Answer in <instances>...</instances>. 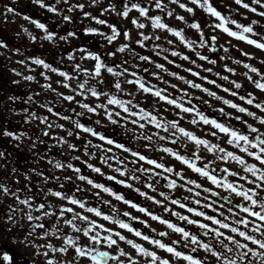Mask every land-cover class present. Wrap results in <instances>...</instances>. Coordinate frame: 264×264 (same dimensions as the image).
<instances>
[{
    "label": "snow or ice",
    "instance_id": "6c2138e0",
    "mask_svg": "<svg viewBox=\"0 0 264 264\" xmlns=\"http://www.w3.org/2000/svg\"><path fill=\"white\" fill-rule=\"evenodd\" d=\"M31 3L55 29L12 0L0 16L57 51L0 39L27 88H0V118L21 122L0 126V233L29 264H264V56L232 43L264 54V0Z\"/></svg>",
    "mask_w": 264,
    "mask_h": 264
},
{
    "label": "rangeland",
    "instance_id": "374dc122",
    "mask_svg": "<svg viewBox=\"0 0 264 264\" xmlns=\"http://www.w3.org/2000/svg\"><path fill=\"white\" fill-rule=\"evenodd\" d=\"M9 0H0V12H3V5L5 3H8ZM12 2L15 4V6L18 8V10L23 11L28 13L29 15L33 16L34 18H39L41 19L43 22L49 23L50 27L55 29L56 25L58 23H60L59 19L56 18L53 14L46 12V10L39 8V6L31 3V0H12ZM82 2H84V0H82ZM108 0H103L104 4H107ZM228 3H232L233 0H227ZM213 4L215 6L218 7V9H220L221 11H224L225 9L223 8V6L220 3V0H213ZM88 10V9H86ZM179 11V9H178ZM241 12H244L246 10L244 9H240ZM133 15H135L136 13H132ZM187 15V14H186ZM196 17L198 19L201 20V23L203 24L205 21V14L197 9L196 11ZM248 20L243 19V17L237 15L236 18L240 19L242 22L244 23H248L250 22V19H260L259 17L255 16V14L253 13H248ZM112 22H117V20L119 18L117 17H112ZM120 24H126L128 27H132L130 24L127 23V21H123L120 20L119 21ZM172 23L176 24L179 23L178 21H172ZM21 25H24L26 27L29 28L30 31L33 32V34L40 36L42 33L40 32V30L36 29L34 25L29 24L28 22L22 20L20 17H16L15 22L12 21L11 19V15H9V20L7 22H5L2 18V16H0V39H3L5 41H7L10 45L13 46H21V45H27V51L35 54V55H43L44 57H46L49 61H53L55 58V54L57 49L51 45L49 42L47 41H38L35 44H32L30 41L27 40L26 36H22L21 38H18L16 36V32L21 31ZM64 27H68L67 25H64ZM60 31L62 32L63 29H60ZM133 35H135V32L133 33ZM229 39L226 34L223 36V38L221 39V43H223L225 40ZM77 43V41L73 40L72 44L75 45ZM232 43L234 45L238 44L240 48L249 51V52H257L258 56H264V54L260 53L258 50H256L253 46H249L247 44H245L244 42H240V41H236V40H232ZM232 54L239 56V52L233 48L232 50ZM211 55V53H210ZM17 58H22V57H17ZM3 58L0 57V60H2ZM17 66L14 63L12 64H0V88H3L6 91H16L20 94H23V92L27 91V88H14V86L11 84V78H15L12 76V74L10 73V68ZM171 67V66H170ZM23 70V69H22ZM177 70V69H174ZM217 70H221L219 67L217 68ZM39 71V69L37 70ZM239 72H243L244 69L242 67L239 68L238 70ZM52 78L53 80L59 79L58 76H56L55 74H52ZM191 78V77H189ZM237 80H244L245 81V85L247 88H249L250 90H254L252 88V86L250 84H247L245 78L242 75H237L236 77H234ZM39 79V77H38ZM61 91H64V89H61ZM257 92V94L259 95V91L255 90ZM222 95H224V93L221 92ZM261 98H264V96H262ZM239 102V101H238ZM41 111H44L43 109H41ZM11 123L8 124L4 119L0 118V126H8L10 128L16 129L19 128L21 126V122L19 117L13 116V117H9L8 118ZM27 127V126H25ZM35 130V129H33ZM0 148H9L10 149V145L7 142V138L4 139H0ZM86 158V157H85ZM93 163H97V161H92ZM20 163L22 165H27L28 161L24 160L23 158H20ZM179 167V165H177ZM105 171H108L107 169H105ZM20 187H24V184L21 183ZM108 198V197H105ZM115 203V201H113ZM122 209L125 208L126 206H124L123 204L119 205ZM134 214H138V213H134ZM157 226V225H154ZM8 250L10 251V254L13 255V264H29L30 259H31V252L32 249L28 246H26L23 242H13V241H9L7 240L4 235L2 233H0V253H2L3 251ZM0 264H3L2 261H0Z\"/></svg>",
    "mask_w": 264,
    "mask_h": 264
}]
</instances>
